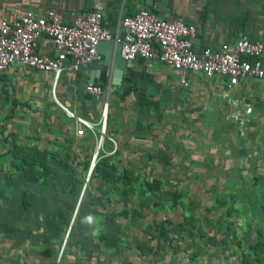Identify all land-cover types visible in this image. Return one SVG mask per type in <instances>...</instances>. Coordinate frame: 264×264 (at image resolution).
Returning <instances> with one entry per match:
<instances>
[{"label": "rangeland", "instance_id": "374dc122", "mask_svg": "<svg viewBox=\"0 0 264 264\" xmlns=\"http://www.w3.org/2000/svg\"><path fill=\"white\" fill-rule=\"evenodd\" d=\"M10 71L0 72V264L5 258L11 264L66 263L63 259L75 254H81L72 262L78 264H107L111 257L123 264H211L214 248L224 251V239L242 236L245 214L258 215L236 209L228 216L217 204L216 198L229 199L236 190L225 184L232 163L228 149L199 120L182 117L172 100H157L152 93L115 100L97 149L94 135L86 143L74 141L75 124L55 102L51 86L49 95L44 87L31 89L26 71ZM95 125L101 126V115ZM236 139L244 138L238 133ZM14 144L46 154L47 172L28 174L10 151ZM242 152L233 147L231 156ZM94 155L95 161L109 157L118 186L126 171L162 179L161 189L145 200L141 190H133L125 200L97 171L87 177ZM173 190L197 196L196 207L187 211L192 218L168 199ZM51 252L54 261L47 263Z\"/></svg>", "mask_w": 264, "mask_h": 264}, {"label": "crops", "instance_id": "0c3cea01", "mask_svg": "<svg viewBox=\"0 0 264 264\" xmlns=\"http://www.w3.org/2000/svg\"><path fill=\"white\" fill-rule=\"evenodd\" d=\"M98 4L104 6L106 25L119 38L124 34L122 17L146 7L164 18L182 17L194 23L197 27L194 42L197 48L216 47L240 36L264 41V0H0V19L5 15L18 17L26 11L42 14L50 8L68 15L73 11L90 10ZM38 50L46 55H54L52 44L46 36L39 39ZM99 53V59H103L104 52ZM262 57L264 61V53ZM92 68L88 64L75 72L64 71L55 84L56 99L77 115L95 124L100 119L101 111L104 113V101L108 102V118V110L110 108L112 111L111 108L115 107V100L123 101L129 96L144 99L150 96L148 93H152L157 100H172L174 108L180 110L182 117L199 120L205 129L214 134L215 142L221 143L220 147L224 144L223 148L228 149V158L232 162L228 169L229 175L225 178L228 182L225 184L229 190L236 185V190L229 193V196L234 197V207L258 215L245 214L249 218H244L242 236L237 240L230 239L233 237L224 239V251L218 252L214 248L211 264H264V80L248 78L240 81L231 91L233 97L252 106L249 122L243 134H240L238 124L227 118L231 108L222 95L227 87L226 76L207 78L202 73L174 69L157 59L139 58L129 62L121 85L112 87L109 84L110 72L105 74V80L102 81L98 74L92 73ZM6 70L26 71L27 83L31 89L40 91L44 87L46 91L42 92L48 94L50 86H53L52 72H42L19 64H13ZM88 82L105 85L100 98H94L84 89ZM59 108L61 109L60 106ZM69 120L73 124L74 121ZM238 133L243 140L236 139ZM233 147L242 149L243 152L231 156ZM236 165L241 168H232ZM8 239H11L10 243L14 241V238ZM221 244L219 241V245ZM22 249L23 246L20 247L21 251ZM54 255L52 252L46 255L47 263H53ZM80 255L75 254L70 258L67 256L63 259L66 263L59 261L57 264H78L72 262L78 260ZM83 256L87 260L92 258L91 255ZM5 261L4 264H11L7 258ZM106 263L123 264L120 258L114 257L108 258ZM32 264L44 263L37 261Z\"/></svg>", "mask_w": 264, "mask_h": 264}, {"label": "built area", "instance_id": "2783aa9c", "mask_svg": "<svg viewBox=\"0 0 264 264\" xmlns=\"http://www.w3.org/2000/svg\"><path fill=\"white\" fill-rule=\"evenodd\" d=\"M121 24L124 34L121 38L115 37L106 25L104 6L101 4L68 15L55 8L42 14L26 11L18 17L5 15L0 19V72L13 64L52 72L53 98L65 115L74 120V136L82 138L91 133L98 137L96 147L99 149L105 133L102 111L101 126L96 128L94 123L61 104L54 95V88L64 71L75 72L99 58L97 44L100 40L120 41L121 55L126 60L157 59L174 69L202 73L207 78L226 76L227 87L222 95L231 108L227 118L236 122L240 134H243L252 106L233 97L231 91L242 80H264L263 40L240 36L216 47L197 48L194 44L197 35L194 23L182 17L167 19L146 7L124 15ZM43 36L49 38L53 56L38 50L39 39ZM84 89L94 98H100L104 92L103 86L94 82L86 83ZM107 105L108 102L104 101L102 110Z\"/></svg>", "mask_w": 264, "mask_h": 264}, {"label": "trees", "instance_id": "16d2710c", "mask_svg": "<svg viewBox=\"0 0 264 264\" xmlns=\"http://www.w3.org/2000/svg\"><path fill=\"white\" fill-rule=\"evenodd\" d=\"M89 137H93L91 133H87L86 136L82 138H76L73 134V139L76 143H86V140ZM81 148L80 146H78ZM82 147H85V145H82ZM11 152H13L14 157L19 158L20 162H24L23 165H26L28 174L37 176L38 173H42L43 175L47 172V165L46 162L48 161L49 157L46 154H43L42 151L39 149H31L27 146L22 145H13L12 149H10ZM70 156V155H69ZM109 158V157H108ZM106 158V156H102L98 158L95 161L94 167L92 170L97 171L99 175H101V179L105 182H113L114 184V192L119 193L125 200L129 198V193L134 191H140L142 192L141 198L149 199L156 191H159L162 186V179L160 178H152V179H146V178H140L139 175H136L135 173H127L126 171H123L121 175H119L122 185L118 186V183L116 182V174L113 172V163H110V159ZM88 161L85 165H87ZM91 163V162H90ZM90 165V164H89ZM16 168H20L21 164L15 163ZM115 177V178H113ZM168 199L171 202L179 203L181 204L183 208V213L185 217L192 218L193 215L187 213L188 210L196 207L197 204V196L194 195L190 197L189 195L186 196V194L181 193L177 190L168 191ZM102 194L107 195V191H102ZM150 194V195H149ZM148 195V196H147ZM0 196H4V188L0 187ZM196 196V197H195ZM146 197V198H145ZM217 204L220 206H224V212L226 215L230 216L233 213L236 212V209L234 207V197L230 195L229 199L224 198H216ZM156 202L155 204H157ZM77 209V208H76ZM54 229L60 230L61 227L59 223L53 224ZM60 234V231H59ZM259 234V232H258ZM70 235V233H69ZM105 237L104 235H100V238ZM116 243V241H113Z\"/></svg>", "mask_w": 264, "mask_h": 264}, {"label": "water", "instance_id": "95a60500", "mask_svg": "<svg viewBox=\"0 0 264 264\" xmlns=\"http://www.w3.org/2000/svg\"><path fill=\"white\" fill-rule=\"evenodd\" d=\"M121 46L122 43L120 41L100 40L97 44V49L99 52H104L105 57L103 59H95L90 63V65L93 67L92 73L98 74V76L103 79L102 81L105 80V74L110 72L109 84L112 87H115L121 83L122 77L126 74V67L130 62V60H126L122 57ZM94 164L95 155L91 160L87 177L90 175ZM62 249L63 247L57 249L59 255H61Z\"/></svg>", "mask_w": 264, "mask_h": 264}, {"label": "bare ground", "instance_id": "6f19581e", "mask_svg": "<svg viewBox=\"0 0 264 264\" xmlns=\"http://www.w3.org/2000/svg\"><path fill=\"white\" fill-rule=\"evenodd\" d=\"M107 109H108V105H107L106 108L103 109L104 113H102L103 114L102 120H103V123H104V131L106 130V124H107Z\"/></svg>", "mask_w": 264, "mask_h": 264}]
</instances>
